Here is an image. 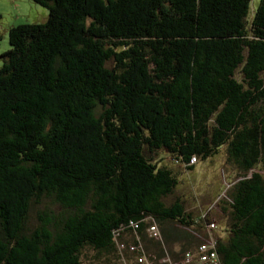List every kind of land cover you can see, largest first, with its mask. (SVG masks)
I'll list each match as a JSON object with an SVG mask.
<instances>
[{
	"label": "trees",
	"instance_id": "trees-1",
	"mask_svg": "<svg viewBox=\"0 0 264 264\" xmlns=\"http://www.w3.org/2000/svg\"><path fill=\"white\" fill-rule=\"evenodd\" d=\"M30 1L47 21L1 55L0 264H182L212 240L219 264H264V0ZM158 151L186 170L225 154L223 236L164 202Z\"/></svg>",
	"mask_w": 264,
	"mask_h": 264
},
{
	"label": "rangeland",
	"instance_id": "rangeland-1",
	"mask_svg": "<svg viewBox=\"0 0 264 264\" xmlns=\"http://www.w3.org/2000/svg\"><path fill=\"white\" fill-rule=\"evenodd\" d=\"M258 1L254 0L251 4L250 15L254 14ZM48 17L49 11L46 8L30 0H0V67L3 66L1 55L11 48L9 31L19 25L45 23ZM262 77L264 78V74ZM222 153L207 161L196 163L193 170H186L181 165L173 164L172 157L164 151L150 153L148 156L155 162H160L161 165L169 167L177 174L179 182L177 189L173 195L165 198L164 202L170 204L175 199L180 198L184 202L186 211L192 213L196 219L209 213L210 219L217 221L219 228L217 234L223 236L225 222L219 216L216 208L226 189L231 186L236 178L230 167L226 165V156ZM48 209L59 211L58 208L47 202L36 207L32 213L29 228H34L43 213L48 212ZM165 260L166 258H163L158 263L166 264ZM83 262L84 264H124L112 256L103 254L96 256L92 250L84 252Z\"/></svg>",
	"mask_w": 264,
	"mask_h": 264
},
{
	"label": "built area",
	"instance_id": "built-area-1",
	"mask_svg": "<svg viewBox=\"0 0 264 264\" xmlns=\"http://www.w3.org/2000/svg\"><path fill=\"white\" fill-rule=\"evenodd\" d=\"M208 229L210 231L216 230L217 229L216 223L215 222L211 223ZM148 232L152 237L159 236L158 229L155 225L150 226ZM214 248H215V242L213 240L210 243L202 244L198 247L195 253L189 252L185 254L182 264H219ZM136 249L137 248L134 246L130 247L131 251H135ZM137 262L139 264H152L144 256L139 257L137 259ZM164 262L165 263L168 262L169 264H177V263H171L167 259Z\"/></svg>",
	"mask_w": 264,
	"mask_h": 264
}]
</instances>
